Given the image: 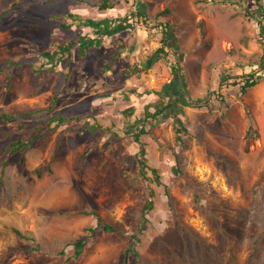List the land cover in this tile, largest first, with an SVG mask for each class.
Returning <instances> with one entry per match:
<instances>
[{
  "label": "rangeland",
  "instance_id": "obj_1",
  "mask_svg": "<svg viewBox=\"0 0 264 264\" xmlns=\"http://www.w3.org/2000/svg\"><path fill=\"white\" fill-rule=\"evenodd\" d=\"M110 2L101 10L103 0H0V13L10 9L0 21V115L13 116L0 118V264H264V78L245 94L220 81L263 66L264 25L244 14L257 6ZM130 10L148 23L130 17L113 36L70 16L100 21ZM160 22L184 76L165 58L145 68L162 46ZM81 36L96 40L85 56L79 45L48 69L51 52ZM176 76L180 90L169 93ZM57 113L79 118L8 156L18 124ZM176 123L187 129L183 142ZM141 162L160 179L150 170L145 178ZM92 211L116 231L97 229L69 259L71 244L96 227Z\"/></svg>",
  "mask_w": 264,
  "mask_h": 264
},
{
  "label": "trees",
  "instance_id": "obj_2",
  "mask_svg": "<svg viewBox=\"0 0 264 264\" xmlns=\"http://www.w3.org/2000/svg\"><path fill=\"white\" fill-rule=\"evenodd\" d=\"M227 5H235L238 4L240 5V7L244 8L242 3L246 4L244 2V0H223ZM255 5L258 8L259 13L258 14H252V12H250V10H248L247 8L244 10V14L245 16H250L251 18L255 17L257 18V22L258 24L262 27L264 25V2L263 0H253ZM99 8L101 10H108L111 8H114L111 5L110 0H103V3L99 6ZM10 11V9H5L0 13V21L1 19ZM170 11H165L164 13H169ZM158 14L157 18L159 17ZM72 18H74V22L75 24H77L78 26H86V27H90L92 29H94L95 34L97 33V36L99 35H109V36H113L117 33L122 32L127 24L129 23V21L132 19H136L137 22L138 21H143L145 23H148L149 21V17L146 15H143L137 11H128V13L125 16H122L120 18H105L103 20L100 21H85V20H78L75 18L74 15H70ZM131 17V18H130ZM140 17V18H139ZM65 28H71L72 25L68 24V25H63ZM158 28L161 30V33H163V39H162V46H160L159 48H157L156 50H154L150 56H149V60L146 62L145 64V68L147 70L151 69L155 63L159 62L162 58H165L168 63L171 65L173 71H176L178 74L180 73L182 76L183 72L181 70V65H180V60L176 57V53L174 50H172L171 52L166 51V47L169 45L168 44V35H169V30H170V25L167 22H160V25L158 24ZM95 39L94 38H86L85 36H81L80 38H73L71 39L69 42L67 43H63V44H59L57 46V49L52 51L50 54V62H51V67H49L48 69H55L59 62H61L63 59H65L66 57H70L73 53V50L80 45V55L82 57L85 56L86 52L90 49V47L92 46L93 43H95ZM173 57V58H171ZM117 61V59L115 60ZM262 63L263 66H261L258 70H256L253 73L250 74H243L241 76L235 77L230 75V74H221L220 76V81L223 82V85L225 87H230V86H239V88L241 89L242 93H246L248 91V89L256 86L257 84H259V82L264 78V55L262 58ZM113 68V64H109L106 66L107 70H112ZM40 71V70H37ZM178 77L176 76V80L175 81H171L170 84H168V92H174L176 89H178L177 91L180 90L179 88V84L180 82H178ZM176 88V89H175ZM176 92V91H175ZM59 95L56 94L53 97L52 103L51 105L48 107L49 111H52L55 109V105L56 102L58 101ZM175 105V104H174ZM161 106H159L158 109H160L158 112H149L147 111V115L148 117L157 120L158 116L162 113V111L168 110L170 107H173L172 104H167L164 108H160ZM1 119L10 121L11 119H13L12 115L9 114H1L0 115ZM79 117L77 116H71V117H66V116H62L60 114H54L51 117H49L44 124L41 125V123H36L33 126H30L26 123H20L17 125L16 129H14L12 132H9L7 136L9 137H13L15 135L19 136L17 139L12 140L9 143V148H8V156H13L16 155L18 153H24L25 151H27L34 139L36 137H43L44 135H46V133H48V130L53 129L54 127H56L57 125L60 124H66L70 121H73L75 119H78ZM140 122L142 120H139ZM177 122H179V119H177ZM130 127H132V125H130ZM48 128V130H47ZM252 131H253V127L251 126L248 132V145H249V138L252 136ZM187 132V129L185 126L179 127V124L176 123V139L179 142H183V133ZM138 137V136H137ZM248 149V148H246ZM7 156V157H8ZM22 161H24V156L22 155ZM4 164H6V160L4 162ZM142 165V174L145 178H147L148 180H152V177H148L147 173L150 171H152V173L154 175H156L157 179L161 177L160 174H158L157 170L155 168H149L148 164L141 162ZM153 209V204H149L148 206L145 207V211H151ZM92 214H94L96 216L97 219V224L96 227L94 228H88L87 232L88 234L76 239L71 245L73 246V254L72 256H70L69 259H79L81 257V255L84 253L86 246L89 243V239L90 237H92V234L99 228L103 229L105 232L108 233H112L115 232V228L110 225L109 223L105 222L102 220L101 216L98 215L97 213H95L94 211L91 212ZM16 233L22 237V238H26V239H30L31 241L35 242V238L33 235H25L23 233H21L20 231L16 230ZM39 246H37L36 249H38ZM64 252L61 251L60 254H63Z\"/></svg>",
  "mask_w": 264,
  "mask_h": 264
}]
</instances>
